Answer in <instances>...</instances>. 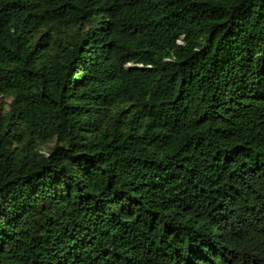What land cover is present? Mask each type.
I'll use <instances>...</instances> for the list:
<instances>
[{
	"label": "trees",
	"instance_id": "16d2710c",
	"mask_svg": "<svg viewBox=\"0 0 264 264\" xmlns=\"http://www.w3.org/2000/svg\"><path fill=\"white\" fill-rule=\"evenodd\" d=\"M0 100V264H264V0H0Z\"/></svg>",
	"mask_w": 264,
	"mask_h": 264
},
{
	"label": "rangeland",
	"instance_id": "374dc122",
	"mask_svg": "<svg viewBox=\"0 0 264 264\" xmlns=\"http://www.w3.org/2000/svg\"><path fill=\"white\" fill-rule=\"evenodd\" d=\"M175 43H176V46H180L181 43H182V41H181V39L179 38V39L176 40ZM1 105H2V101L0 100V109H1Z\"/></svg>",
	"mask_w": 264,
	"mask_h": 264
}]
</instances>
